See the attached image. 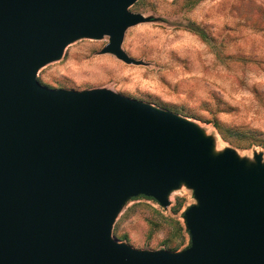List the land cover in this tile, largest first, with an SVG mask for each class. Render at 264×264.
Returning a JSON list of instances; mask_svg holds the SVG:
<instances>
[{"label":"water","instance_id":"obj_1","mask_svg":"<svg viewBox=\"0 0 264 264\" xmlns=\"http://www.w3.org/2000/svg\"><path fill=\"white\" fill-rule=\"evenodd\" d=\"M137 0H0V264H264V154L255 161L177 112L109 88H50L39 70L73 42L109 37L123 48L148 19ZM183 184L181 251L115 238L126 203L170 205Z\"/></svg>","mask_w":264,"mask_h":264},{"label":"rangeland","instance_id":"obj_2","mask_svg":"<svg viewBox=\"0 0 264 264\" xmlns=\"http://www.w3.org/2000/svg\"><path fill=\"white\" fill-rule=\"evenodd\" d=\"M148 20L130 27L123 48L141 64L102 53L109 37L71 43L62 59L39 70L50 88H109L177 112L255 161L264 154V0H137ZM163 207L131 198L113 234L138 249L181 251L191 243L185 211L198 200L183 184ZM177 249V250H175Z\"/></svg>","mask_w":264,"mask_h":264},{"label":"trees","instance_id":"obj_3","mask_svg":"<svg viewBox=\"0 0 264 264\" xmlns=\"http://www.w3.org/2000/svg\"><path fill=\"white\" fill-rule=\"evenodd\" d=\"M143 197H146V196H143ZM147 198H150V199H153V198H151V197H147ZM186 232L189 234V232L186 230ZM175 250H177V249H175Z\"/></svg>","mask_w":264,"mask_h":264}]
</instances>
